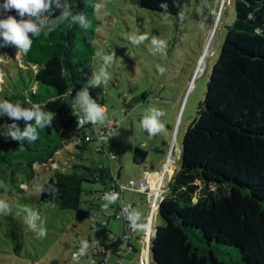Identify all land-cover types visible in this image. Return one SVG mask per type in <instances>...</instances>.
<instances>
[{"label":"trees","instance_id":"1","mask_svg":"<svg viewBox=\"0 0 264 264\" xmlns=\"http://www.w3.org/2000/svg\"><path fill=\"white\" fill-rule=\"evenodd\" d=\"M99 1L76 0V10L86 15L89 29L65 22L47 36L33 37L31 49L21 55L32 84L25 93L5 100L24 107H30L29 102L46 105L45 110L56 117L50 127L38 129L39 138L32 143L0 134V172L22 175V181L12 180L19 191L34 179L35 166L50 163L66 145L79 151L90 147L92 153H110L116 159L112 130L106 141L96 137L86 140V132L92 134L98 123L78 127L73 110L76 91L86 86L92 74L93 40L99 24L93 5ZM132 1L161 15L159 5L166 2L167 17H178L185 4V0H178L179 7L173 6V0ZM233 7L234 20L226 27L204 99L185 131L179 167L172 171L164 189L158 210L162 223L150 238L148 264H264V0H233ZM9 14L16 15L15 11ZM5 49L0 47V54ZM69 87L73 97L63 96ZM89 93L93 99L99 95L98 103L104 108L102 85L89 88ZM12 122L7 116L0 117V125ZM16 123L23 130L25 122ZM147 157L146 151L134 148L135 166L146 165ZM117 181L109 168L92 160L88 165L71 163L64 170H55L42 184H53L59 192L54 201L47 194L40 195L41 202L73 211L77 221H94L95 241L89 255L96 264H110L124 241L135 252L130 239L136 231L130 230L129 222L122 217V238L106 244L109 221L100 223L96 217L110 216L92 201H86L84 207L81 199L83 193H95L98 200L105 201L104 193L116 192L122 200L124 192L117 190ZM85 184L98 185L100 190L85 189ZM121 205L114 219L121 213Z\"/></svg>","mask_w":264,"mask_h":264},{"label":"rangeland","instance_id":"2","mask_svg":"<svg viewBox=\"0 0 264 264\" xmlns=\"http://www.w3.org/2000/svg\"><path fill=\"white\" fill-rule=\"evenodd\" d=\"M99 24L93 40L95 54L91 71L102 66V56L115 51L116 56L108 71L111 80L105 91V119L98 123H113L111 137L116 159L110 153L95 154L89 150L79 151L70 145L58 152L54 159L44 166H35L34 179L21 185L22 175L11 176L8 170L0 172V200L10 205L8 214H0V264H74L73 253L82 241L94 244V221H77L73 211L43 203L39 196L32 195L34 189L42 186L55 170H64L71 163L90 164L92 160L110 169L111 175L120 178L124 186L123 198L109 205L107 212L101 206L105 201L98 200L99 194H82L84 207L86 201L99 205V209L110 216H97L100 223L109 221V233L105 243L117 242L122 238V214L116 209L119 205L131 206L141 213L140 222L144 230L136 231L130 243L135 249L131 252L127 242L118 245V256L110 258V264H145L147 221L150 218V199L147 194L132 189V180L137 182L144 170H161V187L164 188L172 171L179 167L182 140L189 124L196 116L199 103L203 101L206 85L214 63L221 50L226 27L234 20L233 0H207L201 7V0H185L181 11L183 18L164 15L138 7L132 0H101L97 2ZM147 35L148 40L139 45L130 42L129 36ZM166 41L165 54L153 55L150 51L151 37ZM23 52L17 54L14 47H6L0 54V101L12 94L25 93L32 84L30 74L21 61ZM166 69L160 74L157 66ZM22 76V77H21ZM156 107L165 112L162 122L167 131L149 136L140 128V120L149 108ZM139 147L147 152L146 165L133 164V151ZM170 163V170L167 165ZM146 167V168H145ZM17 177V178H16ZM164 182V183H163ZM85 189L99 191L98 185H84ZM21 207L39 212V223L47 229V235L37 239L24 222ZM156 226L162 220L157 214ZM151 230V238L153 235ZM90 250V248H89ZM88 253L79 264H96ZM235 257L234 254H232Z\"/></svg>","mask_w":264,"mask_h":264},{"label":"clouds","instance_id":"3","mask_svg":"<svg viewBox=\"0 0 264 264\" xmlns=\"http://www.w3.org/2000/svg\"><path fill=\"white\" fill-rule=\"evenodd\" d=\"M173 6L179 7L178 0H173ZM207 6V0H201V7ZM162 9V15H169V5L162 2L159 5ZM76 10V0H3L0 3V47H15L17 54L27 52L33 44V37H39L41 34L47 36L59 29L67 22L70 27L79 26L87 30L90 27V22L83 12ZM100 10V5H93L94 13ZM15 11L16 15L9 13ZM59 12V15L56 13ZM183 18V13H178ZM19 17V19H17ZM149 37L144 34L138 36H129V40L134 45H139L148 40ZM150 51L153 55L165 54L167 48L166 41L159 39L156 36L151 37ZM97 56H102V66L98 70H93L87 84L82 89L76 91L73 97V88H67L62 95L65 97H73L74 116L77 119L78 127L86 123L96 125L105 119V112L97 99H93L89 93V88H99L103 85L105 88L111 80V74L108 69L111 67L116 53L112 51L108 54L96 52ZM160 74H163L166 69L157 66ZM30 107H24L20 103H13L8 100L0 101V117L7 116L13 122L0 125V134L4 135L5 139L10 138L13 141L35 142L38 136V129L42 130L45 127H50L56 117V113L46 111V105L39 103H31ZM165 112L156 107L149 108L146 114L140 120V128L147 132L149 136H155L167 131L162 118ZM23 120L25 127L20 129L17 121ZM0 187L7 190V185L0 182ZM59 189L53 185L40 186L34 189L32 195L40 196L47 194L52 197L53 201L58 194ZM119 194L116 192L104 193L103 199L105 203L101 206L102 211L107 212L109 205L116 203ZM10 211V205L5 200H0V214L6 215ZM20 212L24 214V222L27 227L36 234L37 239H42L47 235V229L43 227L39 221L41 219L37 210L21 207ZM123 214L129 222V227L133 231H142L145 225L140 222L141 213L131 206L123 208ZM90 244L88 241L80 242L79 248L73 253L74 264H79L80 259L88 253Z\"/></svg>","mask_w":264,"mask_h":264},{"label":"built area","instance_id":"4","mask_svg":"<svg viewBox=\"0 0 264 264\" xmlns=\"http://www.w3.org/2000/svg\"><path fill=\"white\" fill-rule=\"evenodd\" d=\"M113 123H109V124H104L102 126L98 125L95 127V129L93 130V133L91 134L90 132H86V140L88 139H93L94 137H96L100 142L102 141H106V135L108 133V131H111L113 128L112 125ZM83 126V125H82ZM111 158L114 159V156L111 154ZM162 181V180H161ZM161 181L158 183L157 188L154 189V192L149 193L148 197L150 199V218L149 221H147L146 225H147V229H148V235L146 236V241L144 243H146V251H144V257H145V264L149 263V258H148V253H149V242H150V237L151 236V230H154L155 225H156V218H157V214H158V210H159V205L160 202L162 200L163 194H164V190L161 187ZM117 190L124 192V190L126 189L124 186H120V184L117 181ZM132 189L135 191H139L137 185L132 182ZM127 207L125 205H121V213H122V217L124 218L125 222H128L127 219L125 218L124 214H123V208ZM129 227V224L127 225ZM130 228V227H129ZM131 231H133L130 228ZM94 254L97 253V250H93ZM106 261V260H105Z\"/></svg>","mask_w":264,"mask_h":264},{"label":"crops","instance_id":"5","mask_svg":"<svg viewBox=\"0 0 264 264\" xmlns=\"http://www.w3.org/2000/svg\"><path fill=\"white\" fill-rule=\"evenodd\" d=\"M103 109L105 112V107ZM119 180H120V178L118 177V181ZM161 180H162L161 170L153 169V170H150L147 173H145V175L143 174L141 176V178H139L138 181L134 182V183L137 185V187L139 189V191H137V192L148 195L149 193L154 192V189L157 188L158 183ZM132 182H133V180H132ZM165 188H166V186L163 188V190Z\"/></svg>","mask_w":264,"mask_h":264},{"label":"bare ground","instance_id":"6","mask_svg":"<svg viewBox=\"0 0 264 264\" xmlns=\"http://www.w3.org/2000/svg\"><path fill=\"white\" fill-rule=\"evenodd\" d=\"M167 170H170V163L167 165Z\"/></svg>","mask_w":264,"mask_h":264}]
</instances>
